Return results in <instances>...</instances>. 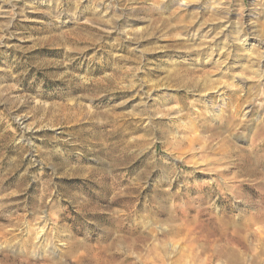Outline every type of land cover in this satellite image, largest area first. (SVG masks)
<instances>
[{
    "label": "rangeland",
    "instance_id": "rangeland-1",
    "mask_svg": "<svg viewBox=\"0 0 264 264\" xmlns=\"http://www.w3.org/2000/svg\"><path fill=\"white\" fill-rule=\"evenodd\" d=\"M250 149L264 0H0V264H264Z\"/></svg>",
    "mask_w": 264,
    "mask_h": 264
},
{
    "label": "bare ground",
    "instance_id": "bare-ground-1",
    "mask_svg": "<svg viewBox=\"0 0 264 264\" xmlns=\"http://www.w3.org/2000/svg\"><path fill=\"white\" fill-rule=\"evenodd\" d=\"M239 33V32H238ZM213 101V100H212ZM210 102L206 101V114H208V117L211 118L212 120H216L215 117L217 118L220 114V112L222 111H219V112H216L213 107L209 106ZM226 104V103H225ZM224 105V104H223ZM215 106V105H214ZM237 111L233 112V118L229 119L227 118V121H229V123H231V121H233L234 119H236V116L234 113H236ZM219 113V114H218ZM249 113V112H247ZM229 116V115H228ZM247 115H244V117L246 118ZM226 118V117H225ZM224 119V118H223ZM222 119V120H223ZM247 120V119H246ZM223 122V121H222ZM226 123V122H225ZM222 130V129H221ZM220 133V132H219ZM232 149V148H231ZM258 150V149H257ZM256 150V152H254V149H250L248 150V152H243L242 150H238V155L236 156V159L240 162V168H241V172L244 174V175H247V176H250V177H262L260 178L262 181H264V151H262V149H259L258 151ZM223 152V151H222ZM221 152V153H222ZM227 154V153H226ZM241 173V174H242ZM258 181V180H257ZM227 219H228V216H227ZM29 235H30V245L35 248V250L38 251V253H41V247L43 245V240L40 239V237L36 238L37 243L34 244L35 242H33L35 240L34 235H36L37 232H35L34 230H30L29 229ZM15 239V238H14ZM14 240H12L11 242H13ZM129 241V240H128ZM132 241V240H130ZM129 241V242H130ZM134 241V240H133ZM52 242V241H51ZM50 242V243H51ZM48 243V242H47ZM131 244V243H130ZM13 245V244H12ZM51 245V244H49ZM135 244H131L129 246V249L130 250H134L133 248ZM41 246V247H40ZM131 247V248H130ZM50 248V247H49ZM48 249V248H47ZM46 249V250H47ZM34 250V249H33ZM56 250V249H55ZM156 250H157V245L154 247L153 251L154 253H156ZM29 252V251H28ZM46 252V251H45ZM90 254V253H89ZM48 255L52 257V259L50 258L49 262H46L45 264H58V261H55L57 260L56 257H57V253L56 251H54L53 249H49L48 250ZM89 256V255H88ZM35 257V256H34ZM86 257V256H85ZM90 257V256H89ZM11 258H9L7 256V258H5V262H9L11 261L10 260ZM55 259V260H54ZM85 259V258H84ZM83 259V260H84ZM82 258H79L78 261H77V264H84ZM95 260V263L97 262V264H102V262L100 261V259H94ZM103 260V259H102ZM17 261V260H15ZM86 261V260H85ZM113 261V260H112ZM25 262V261H24ZM22 262V263H24ZM90 263H93V259H91ZM107 263H109V258L107 259ZM7 264V263H6ZM123 264V263H121Z\"/></svg>",
    "mask_w": 264,
    "mask_h": 264
}]
</instances>
